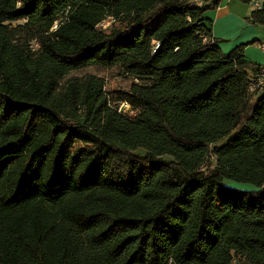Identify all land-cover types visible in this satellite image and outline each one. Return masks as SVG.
<instances>
[{
    "label": "trees",
    "instance_id": "16d2710c",
    "mask_svg": "<svg viewBox=\"0 0 264 264\" xmlns=\"http://www.w3.org/2000/svg\"><path fill=\"white\" fill-rule=\"evenodd\" d=\"M217 7L0 0V264H264L261 68ZM91 67L132 80L116 106L65 84Z\"/></svg>",
    "mask_w": 264,
    "mask_h": 264
},
{
    "label": "crops",
    "instance_id": "0c3cea01",
    "mask_svg": "<svg viewBox=\"0 0 264 264\" xmlns=\"http://www.w3.org/2000/svg\"><path fill=\"white\" fill-rule=\"evenodd\" d=\"M196 3L216 1L218 7L207 12L205 17L211 23V35L224 55L243 46L246 62L259 66L264 71V26L251 25L249 18L256 11L253 2L262 6L264 0H194Z\"/></svg>",
    "mask_w": 264,
    "mask_h": 264
},
{
    "label": "rangeland",
    "instance_id": "374dc122",
    "mask_svg": "<svg viewBox=\"0 0 264 264\" xmlns=\"http://www.w3.org/2000/svg\"><path fill=\"white\" fill-rule=\"evenodd\" d=\"M108 22H104L100 27L106 28ZM90 77H97L102 79L104 87L103 91L107 94L112 106L118 104L115 98L119 93L128 92L132 80L129 77L121 75L118 68H86L80 71L70 73L64 80L65 84L72 85L75 93V98L78 101L84 91L86 81ZM132 115V113H128ZM140 154V153H139ZM142 155V154H141ZM231 188L239 190H252L251 186L242 183L228 182L226 183Z\"/></svg>",
    "mask_w": 264,
    "mask_h": 264
},
{
    "label": "built area",
    "instance_id": "2783aa9c",
    "mask_svg": "<svg viewBox=\"0 0 264 264\" xmlns=\"http://www.w3.org/2000/svg\"><path fill=\"white\" fill-rule=\"evenodd\" d=\"M196 4H198V3H196ZM253 6L255 7L256 10H259L261 8V6H259V4L256 2H253ZM253 88L258 89L259 91H264V71L263 70H261L259 75H258V78L256 80V85L252 86L250 90L252 91ZM121 107H123L125 110L128 109V105L125 103H123L121 105Z\"/></svg>",
    "mask_w": 264,
    "mask_h": 264
}]
</instances>
